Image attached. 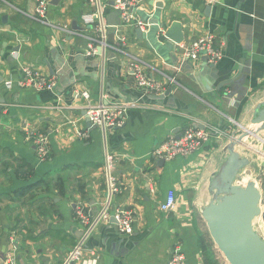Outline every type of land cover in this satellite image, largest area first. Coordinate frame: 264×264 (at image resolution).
<instances>
[{
	"label": "crops",
	"instance_id": "crops-1",
	"mask_svg": "<svg viewBox=\"0 0 264 264\" xmlns=\"http://www.w3.org/2000/svg\"><path fill=\"white\" fill-rule=\"evenodd\" d=\"M100 2L107 5V24L116 21L107 29L104 66L100 56L86 55L95 31L82 21L98 10L97 1L51 5L55 27H48L27 16L35 0H0V264L9 254L17 264L67 262L83 230L77 211L92 225L93 213L107 204V154L115 157L119 187L110 207L133 213V232L121 234L108 219L85 242L87 254L95 252L99 264H168L180 243L187 264H229L203 211L214 200L213 177L229 157L225 149L237 132L232 124L255 130L254 114L264 102V0H144L135 14L151 25L141 39L135 22L121 27L113 0ZM174 22L182 25L181 44L165 37ZM209 34L222 60L186 59L183 47ZM120 38L151 78L176 81L168 86L170 97L141 96L126 56L109 48L120 47ZM27 66L55 78V93L21 89ZM85 91L89 101L79 96ZM101 103L134 104L123 129L106 137L86 115ZM189 126L212 131L209 143L160 166L154 149ZM28 130L50 136L47 161L38 158ZM170 192L177 203L164 213L160 204Z\"/></svg>",
	"mask_w": 264,
	"mask_h": 264
},
{
	"label": "built area",
	"instance_id": "built-area-1",
	"mask_svg": "<svg viewBox=\"0 0 264 264\" xmlns=\"http://www.w3.org/2000/svg\"><path fill=\"white\" fill-rule=\"evenodd\" d=\"M53 0H35L36 8L33 14L27 15L31 20L37 21L48 27H55L48 19V11ZM92 3L98 4V10L93 13L86 14L82 17V21L86 26H90L95 31V36L89 38L86 55L88 57H98V48L108 47V24L105 20V10L107 5L103 6L100 0H91ZM144 0H113L114 5L111 9L117 14L120 25L126 26L135 22L136 28L142 33H146L150 27L148 21L140 20L136 17V8ZM125 38H120V47L109 46L115 53L126 56L142 97L161 96L164 95L170 84H176V81L170 77H166V82H159L149 76L147 64L138 56H134L123 48L126 44ZM184 56L191 61H199L206 58L210 63H218L222 60L223 54L215 46V38L212 34L203 36L190 44L183 47ZM57 80L46 76L32 67H24L19 81V87L23 90L34 91L36 93L55 92L57 88ZM85 101L91 99L89 92L85 91L79 95ZM134 106L133 103H117L114 105H105L101 103L97 106H89L87 116L94 127L102 128H120L123 127L127 120L128 111ZM222 135L219 131H214ZM212 131L206 127L189 126L182 130L179 138L173 136L167 141L156 147L152 153L154 159L172 161L175 158L189 157L196 151L202 149L211 140ZM27 140L35 146L36 153L40 161L45 162L50 157V136L46 133H39L34 130L27 131ZM115 157L107 154L105 169L108 181V199L109 195L119 192L117 180L115 178L116 164ZM112 201V199H111ZM111 203V202H110ZM177 196L170 192L166 199L160 204V210L169 213L175 209ZM79 222L85 224V232L92 226L84 211H77ZM109 214H106L104 221L108 220ZM118 221V230L121 234L130 235L133 232L134 215L130 211L119 210L116 213ZM88 227V228H87ZM88 240V239H87ZM86 240V241H87ZM86 241L82 243L79 240L78 245L69 256L65 264H99V256L95 252L87 254ZM7 264H17L15 256L12 254L6 257ZM168 264H187L186 256L182 251L180 243H177L172 250V254Z\"/></svg>",
	"mask_w": 264,
	"mask_h": 264
},
{
	"label": "water",
	"instance_id": "water-1",
	"mask_svg": "<svg viewBox=\"0 0 264 264\" xmlns=\"http://www.w3.org/2000/svg\"><path fill=\"white\" fill-rule=\"evenodd\" d=\"M60 2L61 0H53L51 5L58 6ZM113 5L114 2L111 3V6ZM209 11L210 7H207V12ZM111 20L109 25L115 26V18ZM4 21H6V17ZM155 23L156 25L159 24L157 21ZM136 33L139 39L143 37L140 29H137ZM165 37L171 43L181 44L184 41L181 23L174 22L167 29ZM98 55L102 58L104 66L106 48H98ZM114 57L115 54L111 58ZM171 92L172 90L169 89L164 95L152 96L151 98L153 100H165L170 97ZM87 121L88 125L92 126L88 116ZM252 123L257 129L254 131L244 129L243 133L238 137L236 136L237 133L234 132L232 137L229 138L230 142L225 149L229 157L219 173L214 175L211 182L214 200L203 211V218L207 223L209 233L229 264H264V239L256 232L254 227L256 219L261 217L264 221V212L261 207V191L254 181L249 182L246 187L236 183L238 176L249 165L248 159L241 156L237 151V147L245 146L244 140L246 138L255 137L259 140L261 139L259 134L264 131V102L257 106ZM122 129L123 127L107 129L103 127L102 132L106 137L107 131H119ZM164 163L165 160L159 161L160 166ZM111 199L112 194L109 195L108 204L93 213L94 222L87 232H85V224L78 222L79 228L83 229L78 231L79 240H82V243L90 237L95 228H98L101 232L104 231L105 228L102 224L106 214H109V223L111 225L118 224L116 219L118 209L110 207Z\"/></svg>",
	"mask_w": 264,
	"mask_h": 264
},
{
	"label": "rangeland",
	"instance_id": "rangeland-1",
	"mask_svg": "<svg viewBox=\"0 0 264 264\" xmlns=\"http://www.w3.org/2000/svg\"><path fill=\"white\" fill-rule=\"evenodd\" d=\"M232 126L233 129L237 131L236 136H239L243 133L244 129L238 130L235 123H233ZM251 127H255L256 129V126ZM249 129L251 131H254V128ZM261 133L259 134V137L263 141L255 137H251L253 139H248L244 141L245 146L238 147L237 151L241 154L243 158L248 159L249 165L238 176L236 183L243 187H246V185L252 181L257 183V186L262 194L261 207L264 212V137ZM254 227L256 232L264 239V221L261 217L255 220Z\"/></svg>",
	"mask_w": 264,
	"mask_h": 264
}]
</instances>
